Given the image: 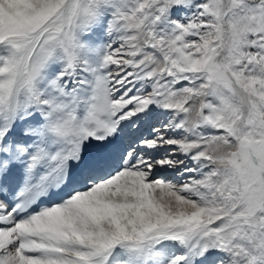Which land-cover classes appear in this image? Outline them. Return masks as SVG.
<instances>
[{
    "label": "snow or ice",
    "instance_id": "1",
    "mask_svg": "<svg viewBox=\"0 0 264 264\" xmlns=\"http://www.w3.org/2000/svg\"><path fill=\"white\" fill-rule=\"evenodd\" d=\"M0 264H264V0H0Z\"/></svg>",
    "mask_w": 264,
    "mask_h": 264
},
{
    "label": "bare ground",
    "instance_id": "2",
    "mask_svg": "<svg viewBox=\"0 0 264 264\" xmlns=\"http://www.w3.org/2000/svg\"><path fill=\"white\" fill-rule=\"evenodd\" d=\"M165 175V178H167V179H171L172 177L171 176H169L168 174H164Z\"/></svg>",
    "mask_w": 264,
    "mask_h": 264
}]
</instances>
